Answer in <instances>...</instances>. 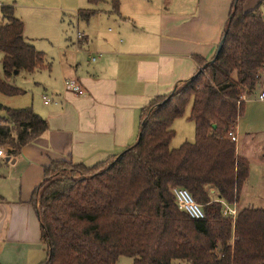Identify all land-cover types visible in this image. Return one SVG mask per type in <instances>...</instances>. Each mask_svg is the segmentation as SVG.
<instances>
[{
  "label": "trees",
  "instance_id": "1",
  "mask_svg": "<svg viewBox=\"0 0 264 264\" xmlns=\"http://www.w3.org/2000/svg\"><path fill=\"white\" fill-rule=\"evenodd\" d=\"M243 1L233 0L213 61L195 56L198 68L190 78L141 108L135 143L92 167L60 160L44 168L33 192L47 251L42 264H116L121 256L132 264H264V208H238L234 218L223 214L224 204L238 203L249 173L227 133L264 66V16L258 6L245 10ZM112 11L119 13L118 0ZM95 12L79 9L77 15L86 20ZM0 13V94L17 96L25 91L12 78L49 64L24 38L15 8L2 5ZM188 105L194 141L170 148L171 125ZM0 110V145L8 146V156L48 129L31 107L0 103ZM174 187L189 191L203 219L178 209Z\"/></svg>",
  "mask_w": 264,
  "mask_h": 264
},
{
  "label": "crops",
  "instance_id": "2",
  "mask_svg": "<svg viewBox=\"0 0 264 264\" xmlns=\"http://www.w3.org/2000/svg\"><path fill=\"white\" fill-rule=\"evenodd\" d=\"M86 2L77 11L96 12L81 25L82 37L52 63L46 60L48 69L30 73L32 86L13 104L31 107L48 129L0 159V264L44 262L46 244L33 202L44 168L60 160L92 167L135 143L141 108L190 78L198 68L195 56H214L233 0H118V14L112 0L103 7L106 0ZM256 6L264 16V0L243 1L245 10ZM65 80L82 93L67 89ZM224 205L237 212L239 201Z\"/></svg>",
  "mask_w": 264,
  "mask_h": 264
},
{
  "label": "rangeland",
  "instance_id": "3",
  "mask_svg": "<svg viewBox=\"0 0 264 264\" xmlns=\"http://www.w3.org/2000/svg\"><path fill=\"white\" fill-rule=\"evenodd\" d=\"M106 1L102 7L110 0ZM11 4L16 6L15 15L24 23V38L35 49L42 51L50 63L66 51V46H71L76 41L77 32H82L81 25L85 23V20L77 17L76 11L78 8L88 7L86 0H0V5ZM107 28L111 29L110 26ZM1 57L0 52V60ZM11 82L27 90L32 86L33 79L29 73L21 71ZM262 90L264 91V70L261 83L246 96L243 112L237 119V128L233 129L236 135L238 133L236 151L249 162L248 177L240 191L237 209L244 206L264 208V100L258 98ZM21 99L22 96L0 94V103L11 108ZM189 110L188 105L184 114L173 121L171 128L174 136L170 148L194 141V123L189 119ZM2 114L0 111V115ZM3 148L6 151L8 146ZM116 264H132V258L121 256Z\"/></svg>",
  "mask_w": 264,
  "mask_h": 264
},
{
  "label": "built area",
  "instance_id": "4",
  "mask_svg": "<svg viewBox=\"0 0 264 264\" xmlns=\"http://www.w3.org/2000/svg\"><path fill=\"white\" fill-rule=\"evenodd\" d=\"M81 37H82V33H77V38L80 39ZM64 84L67 89L77 94L82 93V90L79 87V85H77L76 82H74L73 80H65ZM258 98L263 99L264 92H261ZM43 99L45 103L49 101V99L46 96H43ZM236 128L237 127L233 129H236ZM233 129L230 130L227 134L230 140L236 143L237 135L235 134ZM5 154H6V151L4 150L3 146L0 145V159H3L5 157ZM172 193L174 195L175 202H176L178 209L185 212L191 219L199 220L205 217L202 206L193 199L192 195L189 193L188 190L182 187H174L172 189ZM223 214L234 218L236 215V210L233 207L224 205Z\"/></svg>",
  "mask_w": 264,
  "mask_h": 264
},
{
  "label": "water",
  "instance_id": "5",
  "mask_svg": "<svg viewBox=\"0 0 264 264\" xmlns=\"http://www.w3.org/2000/svg\"><path fill=\"white\" fill-rule=\"evenodd\" d=\"M222 42H223V38L220 40L219 44L217 45V48H216V51H215V56L216 54L219 52V50L221 49V46H222ZM213 60L209 61V62H212ZM203 68H201L202 70ZM16 73V72H15ZM9 160V158H7Z\"/></svg>",
  "mask_w": 264,
  "mask_h": 264
}]
</instances>
